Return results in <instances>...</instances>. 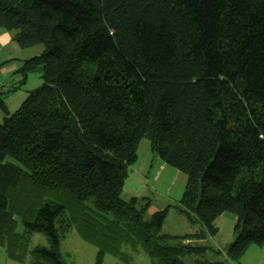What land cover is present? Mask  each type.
I'll list each match as a JSON object with an SVG mask.
<instances>
[{
  "label": "trees",
  "instance_id": "1",
  "mask_svg": "<svg viewBox=\"0 0 264 264\" xmlns=\"http://www.w3.org/2000/svg\"><path fill=\"white\" fill-rule=\"evenodd\" d=\"M0 30L21 49L45 46L17 71L43 85L12 114L0 97L10 260L67 264L61 242L76 229L96 264H131L138 247L185 264L226 213L238 222L231 260L264 247V0H0ZM143 139L187 176L179 212L201 233L162 234L168 208L122 199ZM35 235L49 248H31Z\"/></svg>",
  "mask_w": 264,
  "mask_h": 264
},
{
  "label": "rangeland",
  "instance_id": "2",
  "mask_svg": "<svg viewBox=\"0 0 264 264\" xmlns=\"http://www.w3.org/2000/svg\"><path fill=\"white\" fill-rule=\"evenodd\" d=\"M1 31L9 34L10 37L15 36V32ZM5 45H0V62H3V65L15 64L17 69L22 68L25 61L39 57L45 50V46L42 44L21 49L13 39ZM16 72L2 75L0 71V97L11 114L21 107L31 91L43 85V79L39 73H30L24 80L23 75ZM23 80L24 82H22ZM5 117L6 113L0 107V122ZM186 184L187 176L166 165L161 158L155 156L151 151L150 141L143 139L138 148V159L129 168L121 197L125 201L134 197L147 198L151 204L147 212L148 215L168 208L162 234L177 237L198 234L204 231L203 225L200 223L191 225L189 219L179 212ZM107 217L113 219L112 215ZM237 223L235 216L229 213L223 214L215 222L218 229L216 236L207 235L205 239L192 241L194 246L207 248L206 252L202 255L184 256L181 257V260L185 264H197L198 262L208 264H264V247L254 244L250 246L240 261H233L228 257V248L237 238L235 232ZM19 229L21 230L22 226ZM37 246L49 248V243L43 235L33 237L31 248ZM60 251L63 261L67 264H96L97 248L83 241L76 229H73L61 242ZM127 253L132 258L131 264H158L157 259L150 257L142 247H138L135 251L128 248ZM0 264L21 263L10 260L5 249L0 247ZM102 264L126 263L113 255H106Z\"/></svg>",
  "mask_w": 264,
  "mask_h": 264
},
{
  "label": "crops",
  "instance_id": "3",
  "mask_svg": "<svg viewBox=\"0 0 264 264\" xmlns=\"http://www.w3.org/2000/svg\"><path fill=\"white\" fill-rule=\"evenodd\" d=\"M12 39H13L12 36L10 37L9 34H5V32L0 30V45L6 46L5 44H7L10 41H12ZM2 65H3V62H0V71H1L2 75H6V74H9V73H13V72L15 73L16 71L19 70V69H17L15 64H12V63L6 64V65H3V66Z\"/></svg>",
  "mask_w": 264,
  "mask_h": 264
}]
</instances>
